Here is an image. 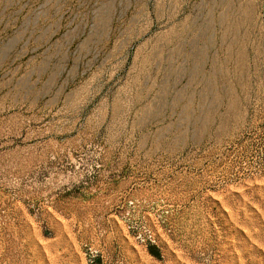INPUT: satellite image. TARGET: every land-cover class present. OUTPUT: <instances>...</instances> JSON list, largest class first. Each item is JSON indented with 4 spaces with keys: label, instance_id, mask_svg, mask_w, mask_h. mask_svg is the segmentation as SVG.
<instances>
[{
    "label": "rangeland",
    "instance_id": "rangeland-1",
    "mask_svg": "<svg viewBox=\"0 0 264 264\" xmlns=\"http://www.w3.org/2000/svg\"><path fill=\"white\" fill-rule=\"evenodd\" d=\"M0 264H264V0H0Z\"/></svg>",
    "mask_w": 264,
    "mask_h": 264
}]
</instances>
